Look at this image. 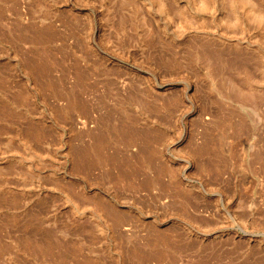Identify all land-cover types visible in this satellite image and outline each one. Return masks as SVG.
<instances>
[{
	"label": "rangeland",
	"instance_id": "374dc122",
	"mask_svg": "<svg viewBox=\"0 0 264 264\" xmlns=\"http://www.w3.org/2000/svg\"><path fill=\"white\" fill-rule=\"evenodd\" d=\"M199 1L0 0V264H264V27Z\"/></svg>",
	"mask_w": 264,
	"mask_h": 264
},
{
	"label": "bare ground",
	"instance_id": "6f19581e",
	"mask_svg": "<svg viewBox=\"0 0 264 264\" xmlns=\"http://www.w3.org/2000/svg\"><path fill=\"white\" fill-rule=\"evenodd\" d=\"M155 2H157V5H158V8H157V11L158 13L160 14L161 16V22L163 23V26L162 28L164 27L165 29V25H169L175 18H178L179 20H182L184 18V15L181 11V9L178 7L177 5V0H155ZM242 5L246 8V10L248 11L249 14L252 15L253 17V20L256 21L257 23H259L262 27H264V10H260L257 5L255 4V2L253 0H221L220 2V12H221V17H219V20L222 21V20H225V16L226 17H229V16H232L233 19L232 21H237V16L234 15V11H232V9H236V7L238 5ZM199 9L201 11H207L210 7H211V3L209 0H200L199 1ZM230 9L232 12L231 13H228L227 11H222V9ZM227 12V13H226ZM236 14V13H235ZM204 36V35H202ZM221 37H219V39H217V42L216 41H210L211 43L207 44V43H204L202 46H205L206 48L210 49L211 47H219L221 44H224L222 41H221ZM230 42V41H229ZM250 47V46H249ZM194 51V50H193ZM195 51H200V49L196 48ZM217 53H216V57H217V61L219 63H221L220 67L222 68L224 65H223V55L224 53L222 51H220L219 48L216 49ZM153 72V73H152ZM138 74H141L139 71H138ZM146 75H136L138 78L142 79H152L155 84H157V80H158V74L154 71H151L150 72H145ZM134 75V74H133ZM186 92H187V98L186 99H189L188 102L191 103L190 99L192 98L193 94H189L188 93V90L191 89V83H188L186 84ZM252 99V98H251ZM196 109V108H195ZM190 162L188 161L187 162V165L190 166ZM189 167H187L186 169H184V172L186 173V171H188ZM134 176V175H133ZM135 180V179H134ZM143 182V181H142ZM148 182V181H146ZM145 182V183H146ZM144 183V185L146 186V184ZM142 184V183H141ZM137 185V184H136ZM143 185V186H144ZM148 185V184H147ZM132 186V185H131ZM110 211V210H108ZM105 213L107 211H104ZM113 212V211H112ZM103 213V214H105ZM108 214H110V217L111 215L113 216V213L111 214V212H107ZM116 214V213H115ZM114 214V216H115ZM106 215V214H105ZM117 215V214H116ZM108 216V215H106ZM120 215H117V220L119 221V223L123 220L119 218ZM112 218V217H111ZM125 218V217H124ZM116 220V219H115ZM116 221V222H118ZM123 222V221H122ZM251 240V239H249ZM153 254V252H151ZM149 254V253H148ZM135 256V255H133ZM137 256V255H136ZM139 256V255H138ZM142 257V256H141ZM146 257V256H145ZM135 258V257H134ZM159 258V257H158ZM140 260V259H139ZM138 260V261H139ZM142 260V259H141ZM137 261V260H136ZM141 262V261H140ZM135 263V262H134ZM141 264V263H140Z\"/></svg>",
	"mask_w": 264,
	"mask_h": 264
}]
</instances>
